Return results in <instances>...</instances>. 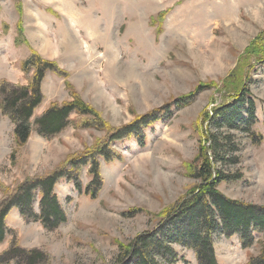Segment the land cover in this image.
Masks as SVG:
<instances>
[{
  "label": "rangeland",
  "instance_id": "1",
  "mask_svg": "<svg viewBox=\"0 0 264 264\" xmlns=\"http://www.w3.org/2000/svg\"><path fill=\"white\" fill-rule=\"evenodd\" d=\"M161 13H167L163 23L152 24ZM263 32L264 0H0V205L8 198L5 189L51 175L72 155L106 138L104 130L81 125V117L73 113L59 135L46 138L33 129L28 143L17 147L15 125L1 101L9 87L29 84L33 72L27 75L21 64L33 50L58 68L46 73L35 118L55 103L73 100L67 84L117 128L202 84H218L196 92L191 104L172 107L168 117L141 131L143 143L133 136L113 142L109 152L114 158L99 157L95 198L85 192L94 180L90 164L73 170L82 191L73 181L60 179L55 193L67 220L58 228L48 229L12 210L0 257L16 241L22 249L42 252L45 260L39 264H117V241L127 244L158 227L147 211L157 214L181 202L200 183L185 164L197 156L206 131L230 135L238 148L231 155L238 163L222 169L242 179L222 182L219 191L232 200L264 206V65L252 60L256 67L248 85L253 119L245 107L232 127L219 129L216 122L197 126L203 115L231 101L221 92L222 80ZM40 201L38 196L34 203L38 215ZM133 209L144 211L126 214ZM263 242L264 234L254 233L246 248L238 234L219 232L214 237L218 264H247L260 254ZM174 249L175 264H199L195 251L180 245ZM6 264L26 261L16 258Z\"/></svg>",
  "mask_w": 264,
  "mask_h": 264
},
{
  "label": "trees",
  "instance_id": "2",
  "mask_svg": "<svg viewBox=\"0 0 264 264\" xmlns=\"http://www.w3.org/2000/svg\"><path fill=\"white\" fill-rule=\"evenodd\" d=\"M166 15L167 13H161L157 18H153L152 24H162ZM161 28L162 25L159 26V34L162 32ZM19 31L23 35L22 22L19 24ZM252 60L264 65V32L244 51L234 71L222 80L221 92L229 95L231 101L215 112L203 115L198 120L197 126L216 122L219 129L232 127L236 120L243 118L242 110L245 107L250 118H254L255 103L249 100L251 94L248 85L251 81V73L256 67V65L251 66ZM21 68L27 75L33 72L29 84L9 87L7 97L1 101L3 113L9 116L15 125L17 147H23L28 143L33 129L46 138L59 135L69 125L73 113L81 117V125H94L104 130L106 138L99 140L93 148L72 155L66 166L51 175L28 180L13 191L5 189L8 198L0 205V243L6 240L8 235L6 219L14 209H18L26 219L41 222L48 229L58 228L67 220L55 193L60 179L67 178L73 181L77 189L82 191V182L73 170L79 164H90V174L94 180L86 187L85 192L95 198L96 188L100 186L99 157L107 161L114 158V154L109 152V146L113 142L133 136L140 144L143 143L140 132L168 117L172 107L180 108L191 104L196 92L203 88L218 87L215 82L202 84L196 91L174 100L172 104L138 115L130 124L117 128L103 120L101 114L85 103L70 84H67V87L72 91L71 102L62 105L55 103L35 118V110L44 99L42 83L46 73L57 71L58 68L54 62L43 59L35 50L22 62ZM3 86L4 84L1 87ZM201 136L197 156L192 162L185 164L190 177L200 183L193 186L181 202L166 206L157 214L147 211L148 215L159 221L158 227L151 232L138 235L127 244L117 241L119 247V255L115 259L117 264H175L178 262L175 245L195 251L199 264H218L214 237L219 232L228 237L238 234L246 248L253 243L254 233L264 234V206L232 200L218 189L222 182L242 179L239 173L231 175L222 169L229 163H238V158L231 156L238 151V148L233 144L230 135L212 134L206 131L202 132ZM68 168L70 171L66 172ZM0 187H2L1 183ZM37 195L41 198L40 215L34 211ZM143 211L133 209L126 214ZM16 258L23 259L26 264H39L45 260V255L37 250L22 249L16 241H13L10 249L0 257V264H6ZM247 264H264V242L260 254L251 256Z\"/></svg>",
  "mask_w": 264,
  "mask_h": 264
}]
</instances>
